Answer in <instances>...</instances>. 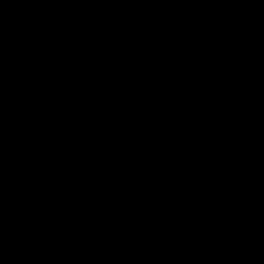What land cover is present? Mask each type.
I'll return each mask as SVG.
<instances>
[{"label":"water","instance_id":"water-1","mask_svg":"<svg viewBox=\"0 0 264 264\" xmlns=\"http://www.w3.org/2000/svg\"><path fill=\"white\" fill-rule=\"evenodd\" d=\"M0 264H264V0H0Z\"/></svg>","mask_w":264,"mask_h":264},{"label":"bare ground","instance_id":"bare-ground-1","mask_svg":"<svg viewBox=\"0 0 264 264\" xmlns=\"http://www.w3.org/2000/svg\"><path fill=\"white\" fill-rule=\"evenodd\" d=\"M158 3H165V2H162V1H157ZM35 3H38V4H42L43 6H45V8L43 9V13H46L49 15V13H51V10L50 8L52 7V3H45V2H35ZM28 5V3H21L20 5H16V4H9L8 5V10H12L14 12V14L16 15V19L18 20L19 18L21 17H24L26 16L25 14V9H26V6ZM9 35H7L6 37H8ZM65 37V36H64ZM64 37L62 39V33H57V40H61V43L60 45L63 43V40H64ZM80 41V40H79ZM79 41H76L75 44H78ZM6 44L10 45L11 44V41H7ZM20 61V57L19 56H16V55H13L12 56V60H11V63L13 64H18L17 61ZM44 87H42L41 89L44 90L45 87H47V84H43Z\"/></svg>","mask_w":264,"mask_h":264}]
</instances>
